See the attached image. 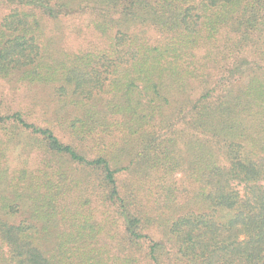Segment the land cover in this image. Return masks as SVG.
Listing matches in <instances>:
<instances>
[{
    "label": "trees",
    "instance_id": "1",
    "mask_svg": "<svg viewBox=\"0 0 264 264\" xmlns=\"http://www.w3.org/2000/svg\"><path fill=\"white\" fill-rule=\"evenodd\" d=\"M6 1L0 79L47 98L0 102V264H264V0Z\"/></svg>",
    "mask_w": 264,
    "mask_h": 264
},
{
    "label": "rangeland",
    "instance_id": "2",
    "mask_svg": "<svg viewBox=\"0 0 264 264\" xmlns=\"http://www.w3.org/2000/svg\"><path fill=\"white\" fill-rule=\"evenodd\" d=\"M11 6L6 0H0V16L5 14ZM89 19L86 16H69L60 19H48L42 21V30L38 36V43L45 45L43 53L57 57L60 51L75 52L82 45L95 40L93 32L87 28ZM12 84V85H11ZM32 89V90H31ZM37 91L42 97H46L43 89L30 87L27 83L14 84L13 81L0 79V102H4V110L21 112L27 121L37 126H44L42 111L35 105L30 104L29 92ZM41 106V105H40ZM54 133L66 142L67 138L56 128ZM34 155H30L29 164L34 163Z\"/></svg>",
    "mask_w": 264,
    "mask_h": 264
}]
</instances>
